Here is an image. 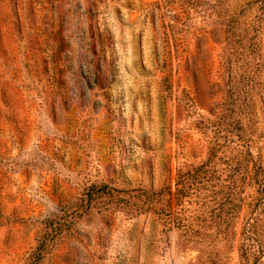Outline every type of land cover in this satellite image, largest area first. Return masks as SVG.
<instances>
[{"label":"rangeland","instance_id":"1","mask_svg":"<svg viewBox=\"0 0 264 264\" xmlns=\"http://www.w3.org/2000/svg\"><path fill=\"white\" fill-rule=\"evenodd\" d=\"M0 264H264V0H0Z\"/></svg>","mask_w":264,"mask_h":264},{"label":"trees","instance_id":"2","mask_svg":"<svg viewBox=\"0 0 264 264\" xmlns=\"http://www.w3.org/2000/svg\"><path fill=\"white\" fill-rule=\"evenodd\" d=\"M224 145L221 140L213 141L209 148L206 160L198 165L182 169L179 168L176 173L174 204L177 207L172 224L177 228H185L188 224L186 211L188 206L193 203L201 202V205L207 206L211 199H215L223 188L229 190L224 193L225 200L230 199L229 195L236 194L237 182L236 176L239 173L241 165L242 152H232L231 157L224 158ZM224 174H226L224 176ZM106 185L93 186L83 193L81 202L84 207L89 205L90 199L87 197L101 196L104 194L114 195L112 190ZM145 194V193H144ZM212 195V196H211ZM153 193H148L145 200H153Z\"/></svg>","mask_w":264,"mask_h":264}]
</instances>
